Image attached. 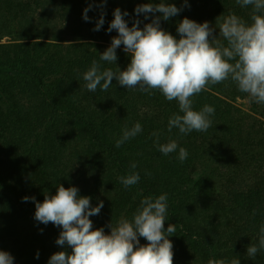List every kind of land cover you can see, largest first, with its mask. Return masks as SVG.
I'll return each mask as SVG.
<instances>
[{"label": "trees", "instance_id": "trees-1", "mask_svg": "<svg viewBox=\"0 0 264 264\" xmlns=\"http://www.w3.org/2000/svg\"><path fill=\"white\" fill-rule=\"evenodd\" d=\"M100 2L0 0V251L10 253L14 264H47L57 252L72 253L55 243L62 229L39 224L35 204L22 202L35 197L42 203L45 191L55 195L63 185L91 197L93 207L103 201L99 215L90 219L93 229L104 227L105 234H110L108 224L131 219L144 197L168 193L164 230L176 225L169 237L173 264L237 256L241 264H264V250L255 258L246 254L251 243H258L264 224V104L253 102L231 81L206 86L193 97V107L215 108L212 127L183 135L176 128L167 131L169 117L183 113L177 101H167L158 90L152 95L127 90L113 79L107 91H87L82 74L93 60L102 69L118 66L121 71L130 63L123 45L117 49V66L99 58L118 35L107 32L113 11H127L131 27L138 4L160 0H107L103 9ZM165 2L183 5V0ZM90 4L92 22H85L83 12ZM188 4L161 22L177 39L176 28L185 17L210 22L217 37L221 15L232 12L250 22L251 7L236 0ZM101 10L105 23L93 31ZM237 100H247L248 109ZM136 122L142 132L117 148L123 129ZM153 132L160 133L162 144L176 140L187 149V159L181 163L178 150L167 156L158 151ZM132 162L140 181L125 188L119 177L131 173Z\"/></svg>", "mask_w": 264, "mask_h": 264}, {"label": "clouds", "instance_id": "clouds-1", "mask_svg": "<svg viewBox=\"0 0 264 264\" xmlns=\"http://www.w3.org/2000/svg\"><path fill=\"white\" fill-rule=\"evenodd\" d=\"M241 7H251L250 22L229 12L216 19L219 23V36L214 35L216 27L210 22L197 23L185 17L176 28L179 39L165 31L162 21H168L190 7L188 0H183L182 7L174 3L138 4L134 13L137 18L128 26L127 11L116 8L114 19L109 23L107 32L115 30L118 35L112 37L111 44L102 54L101 61L117 66V49L123 45V51L130 56V63L121 71L117 66L102 69L93 60L91 66L82 74L87 91L95 93L99 87L107 91L115 79L127 90L140 91L148 95L158 90L167 101H177L179 112L168 119L167 131L174 128L179 133L188 135L192 131L206 132L212 127L215 108L205 104L199 111L193 104L197 94L206 86L217 85L225 81L234 83L238 90L248 94L257 103L264 104V0H236ZM107 0H101L98 7H106ZM93 5L84 9L82 19L92 22L87 13ZM151 14V16H150ZM159 14V15H157ZM106 13L101 10L95 21L93 31H100L105 23ZM143 15V23L138 17ZM143 23V28L140 25ZM142 132V125L136 122L131 128L125 127L122 135L116 139L115 146L121 147L131 138ZM154 145L165 156L177 152V159L183 163L189 153L180 147L176 140L160 143V133L153 132ZM137 164L132 162L129 175L119 177L121 184L128 188L140 181V174L135 171ZM146 175L151 173L146 172ZM32 201L36 211L34 219L47 226L52 223L61 228L55 243L61 248L68 246L72 253L60 251L53 254L47 264H173V243L169 237L175 235L176 225L169 224L164 230L168 209V193L158 197H144L131 219L122 217L116 226L107 225L110 234H105L104 227L93 229L90 217L97 216L104 207L98 201L93 207L91 197L80 196L77 187L57 186L55 195L44 193L42 203L35 197H23L22 202ZM43 233V229H40ZM147 244L142 245L139 238ZM264 250V224L258 233V243L249 245L246 254L255 258ZM36 258H39L37 252ZM0 264H14V257L0 251ZM207 264H241L237 257L209 259Z\"/></svg>", "mask_w": 264, "mask_h": 264}, {"label": "rangeland", "instance_id": "rangeland-1", "mask_svg": "<svg viewBox=\"0 0 264 264\" xmlns=\"http://www.w3.org/2000/svg\"><path fill=\"white\" fill-rule=\"evenodd\" d=\"M237 105L243 108L244 110L248 109V102L247 100H237Z\"/></svg>", "mask_w": 264, "mask_h": 264}]
</instances>
